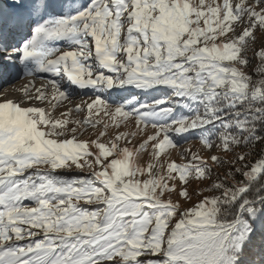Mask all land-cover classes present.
Segmentation results:
<instances>
[{"label":"snow or ice","instance_id":"1","mask_svg":"<svg viewBox=\"0 0 264 264\" xmlns=\"http://www.w3.org/2000/svg\"><path fill=\"white\" fill-rule=\"evenodd\" d=\"M0 264H264V0H0Z\"/></svg>","mask_w":264,"mask_h":264},{"label":"rangeland","instance_id":"2","mask_svg":"<svg viewBox=\"0 0 264 264\" xmlns=\"http://www.w3.org/2000/svg\"><path fill=\"white\" fill-rule=\"evenodd\" d=\"M57 115H58V113H57ZM101 115H102V113H101ZM72 118H73V119H78V118H81V117H77V116L73 115ZM133 130H134V129H133ZM149 131H151V130L149 129ZM188 146H189V145H188L187 143L184 144V147H188ZM191 146H192L193 149H196V148L199 147L198 144H192ZM175 158H176L177 160L179 159L178 157H175Z\"/></svg>","mask_w":264,"mask_h":264},{"label":"bare ground","instance_id":"3","mask_svg":"<svg viewBox=\"0 0 264 264\" xmlns=\"http://www.w3.org/2000/svg\"><path fill=\"white\" fill-rule=\"evenodd\" d=\"M24 83H27V81L26 80H22L19 84H17L16 86L17 87H21L22 86V84H24Z\"/></svg>","mask_w":264,"mask_h":264}]
</instances>
